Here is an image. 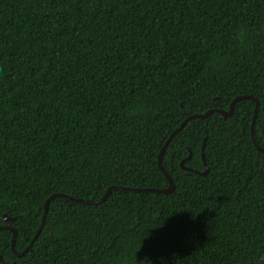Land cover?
Listing matches in <instances>:
<instances>
[{
  "label": "trees",
  "instance_id": "1",
  "mask_svg": "<svg viewBox=\"0 0 264 264\" xmlns=\"http://www.w3.org/2000/svg\"><path fill=\"white\" fill-rule=\"evenodd\" d=\"M240 96L258 100L264 147V0H0V226L15 251L54 193L168 187L170 133ZM254 104L171 138L172 193L55 197L22 256L0 230L3 263L264 264Z\"/></svg>",
  "mask_w": 264,
  "mask_h": 264
},
{
  "label": "water",
  "instance_id": "2",
  "mask_svg": "<svg viewBox=\"0 0 264 264\" xmlns=\"http://www.w3.org/2000/svg\"><path fill=\"white\" fill-rule=\"evenodd\" d=\"M242 99H252V101L255 103L254 104V109H253V115H252V119H251V128H250V134H251V139H252V142L255 146V148L260 151V152H263L264 151V147H260L256 144L255 142V139H254V134H253V130H254V124H255V119H256V116H257V112H258V107H259V103H258V100L256 98H252L251 96H240V97H237L235 99L232 100V102L230 103L229 105V109L228 111H223V110H217V109H212V110H209L203 114H196V115H190L188 116L187 118H185L181 123L180 125L174 129L169 137L167 138V140L165 141L164 145L162 146L160 152H159V155H158V167L160 169V171L163 173V175L166 177L167 181H168V187L164 188V189H155V188H124V187H118V186H110L109 188H107L105 194L97 199V200H82V199H76L74 197H71V196H68V195H65V194H61V193H54L52 195H50L44 202V210H43V215H42V218H41V221H40V224L38 226V229L36 231V234L33 236L31 242L29 243V245L24 249V251H22L21 253H17L15 251V248H14V244H15V236H16V231L14 230V228H12L11 226L9 225H5V226H0V230L1 229H5V230H8L11 232V250L13 253H15L17 256H22L24 254V252L27 251V249L30 247L31 243L34 241V239L36 238V236L38 235V233L40 232L41 228H42V225L44 223V220H45V217H46V213H47V210H48V204H49V201L55 197H64V198H68V199H71V200H75V201H79V202H82V203H88V204H98L102 201H104L108 196L109 194L113 191V190H133V191H148V192H154V193H163V194H170L172 193V191L174 190V183L172 181V179L170 178V176L167 174V172L162 168V165H161V156L166 148V146L168 145V143L170 142L171 138L177 133L179 132L183 126L186 124V122L190 119H193V118H203V117H206V116H209L210 114L212 113H219L221 114L222 116L224 117H227V116H230L232 113H233V110H234V104L237 102V101H240ZM202 151H203V147H202ZM188 158H186L185 160H187ZM202 159H204V156L202 154ZM185 160L181 161L180 162V165H181V168L184 169V170H188V171H192V172H195V173H199V174H203L205 175L207 173V170H206V165L205 163H203L204 165V172H198L196 170H193L191 168H187L184 166V162ZM4 221H8L10 220L9 217H7L6 215H4ZM0 264H4L3 261H2V258L0 256Z\"/></svg>",
  "mask_w": 264,
  "mask_h": 264
},
{
  "label": "bare ground",
  "instance_id": "3",
  "mask_svg": "<svg viewBox=\"0 0 264 264\" xmlns=\"http://www.w3.org/2000/svg\"><path fill=\"white\" fill-rule=\"evenodd\" d=\"M188 171V170H187Z\"/></svg>",
  "mask_w": 264,
  "mask_h": 264
}]
</instances>
